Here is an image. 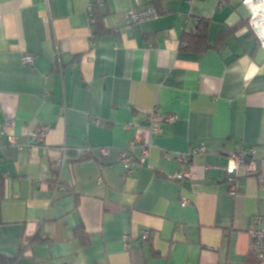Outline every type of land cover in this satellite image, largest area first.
<instances>
[{"label":"crops","instance_id":"crops-1","mask_svg":"<svg viewBox=\"0 0 264 264\" xmlns=\"http://www.w3.org/2000/svg\"><path fill=\"white\" fill-rule=\"evenodd\" d=\"M93 1L0 0L4 264H264L248 235L264 229V48L250 9L243 0H102L95 25ZM144 5L159 16L128 25L123 15ZM198 18L209 20L206 47H186ZM154 104L177 118L151 134L143 115ZM128 122L142 125L150 149L126 176ZM41 125L45 142L29 151L7 142L27 143ZM199 144L195 177L173 179L179 162L164 154ZM251 148L255 175L230 182V154Z\"/></svg>","mask_w":264,"mask_h":264},{"label":"built area","instance_id":"built-area-1","mask_svg":"<svg viewBox=\"0 0 264 264\" xmlns=\"http://www.w3.org/2000/svg\"><path fill=\"white\" fill-rule=\"evenodd\" d=\"M195 0H188L189 3H193ZM260 0H243V4L250 9L251 12V26L254 32L257 34L260 45L264 48V35H261V32H259V26L255 19L254 11L250 8V3H257ZM264 1V0H263ZM102 3V0H95L91 3H89L88 7V14L91 20V23L94 24L96 22L95 17V11L94 8L96 5H99ZM221 4L225 3V0H220ZM125 20L128 25H131L132 23H141L145 20H152L156 19L159 14L157 10L153 6H147L144 5L143 7L134 6L132 9L127 11L124 15ZM36 57H34L31 54H25L23 56V63L32 65L35 62ZM177 116L176 114L172 113H165L159 110L158 105L154 104L151 106L143 115V120L145 121L147 128L149 130V133L155 134L160 132V125L162 122L166 123H173L174 120H176ZM5 126H10L12 124L13 118L11 116L6 117ZM132 128V138L128 142L127 146L120 152L119 161L121 162L123 166V171L126 176L131 175L134 173L135 170L139 169L141 165L145 163L147 160V156L150 149V143L146 141L144 132L142 131V125L137 122H128L125 125V128ZM48 131L47 126L41 125L40 127H36L34 130L33 136L30 137V139L27 141V143H21L17 142V138L14 135H9L7 137V142L13 146L17 147V150L19 151H29L30 148H32L34 145L42 144L44 143V138L46 136V133ZM65 150V148H64ZM206 151V146L204 144H199L195 146H191L188 151L186 152H176L175 154H172L170 152H166L164 155L167 158L175 159L179 162V168L176 169V172L173 174V179H186L189 180L193 177H195V173L192 169L188 168L189 164L193 160L195 156H198L200 154H204ZM76 158H79L83 151L82 150H76ZM255 150L253 148L249 149L245 153H231L229 156L228 163L225 165L224 170L226 171L230 182H234L237 177L243 175L246 177L253 176L256 173L257 169V159L255 156ZM102 156H107L109 154V149L106 147H103L101 149ZM67 159V157L64 155L63 158H60L56 161V164H58L59 168L62 166V163L64 160ZM230 189L231 193L233 195L236 194V191L234 190V185ZM183 201L188 203L189 200L187 198H183ZM260 221V218L257 220ZM143 238H146L149 235V232L147 230L143 231ZM249 248L252 252H255V254L258 256L259 259L264 260V229L256 226H252L249 231ZM129 237H124V243L126 245V248H129L130 245L128 243Z\"/></svg>","mask_w":264,"mask_h":264},{"label":"trees","instance_id":"trees-1","mask_svg":"<svg viewBox=\"0 0 264 264\" xmlns=\"http://www.w3.org/2000/svg\"><path fill=\"white\" fill-rule=\"evenodd\" d=\"M98 6H100V5L95 6L94 11L97 10ZM95 16H97V15L95 14ZM97 20H98V23H97ZM97 20H96L95 25L96 24L101 25L98 17H97ZM195 23L197 24L196 25V31H193V32L185 31L184 35H183V37H184L183 41L185 42L186 47L192 46V45L200 46V48L203 46L206 47L204 42L206 40V31H207V28L209 26V20L198 18V19H195ZM81 157L82 156H80L79 158H81ZM79 158L77 160H79ZM4 187H5L4 179H2L0 177V223H2V216H1V204L2 203H1V201H2V198L5 194ZM74 235L80 237L82 239L83 243H85L88 239V236L86 235L84 227L83 228L78 227L74 231ZM4 261H5V258L0 254V264H4Z\"/></svg>","mask_w":264,"mask_h":264},{"label":"bare ground","instance_id":"bare-ground-1","mask_svg":"<svg viewBox=\"0 0 264 264\" xmlns=\"http://www.w3.org/2000/svg\"><path fill=\"white\" fill-rule=\"evenodd\" d=\"M250 8L254 11V14H255V19L258 20L257 23H258V26H259V32H261V35L263 36L264 35V23H261L260 21L262 20V22H264V19L263 17L260 19V16L262 15L263 13V9H264V1L263 0H260L259 2L257 3H250Z\"/></svg>","mask_w":264,"mask_h":264}]
</instances>
